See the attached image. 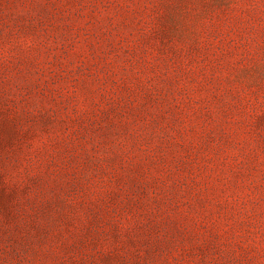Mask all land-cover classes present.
Here are the masks:
<instances>
[{"label": "rangeland", "instance_id": "obj_1", "mask_svg": "<svg viewBox=\"0 0 264 264\" xmlns=\"http://www.w3.org/2000/svg\"><path fill=\"white\" fill-rule=\"evenodd\" d=\"M0 264H264V0H0Z\"/></svg>", "mask_w": 264, "mask_h": 264}]
</instances>
